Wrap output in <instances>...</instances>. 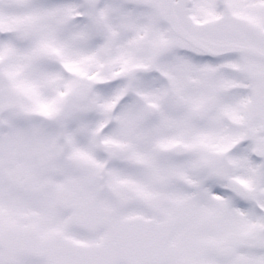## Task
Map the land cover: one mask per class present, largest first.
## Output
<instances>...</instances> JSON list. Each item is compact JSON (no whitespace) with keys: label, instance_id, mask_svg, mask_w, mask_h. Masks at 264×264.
<instances>
[{"label":"snow or ice","instance_id":"snow-or-ice-1","mask_svg":"<svg viewBox=\"0 0 264 264\" xmlns=\"http://www.w3.org/2000/svg\"><path fill=\"white\" fill-rule=\"evenodd\" d=\"M0 264H264V0H0Z\"/></svg>","mask_w":264,"mask_h":264}]
</instances>
